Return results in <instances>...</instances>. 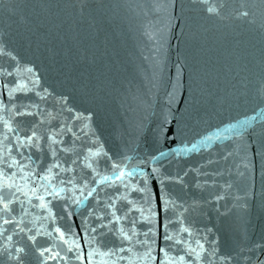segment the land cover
Returning a JSON list of instances; mask_svg holds the SVG:
<instances>
[{"label": "water", "instance_id": "obj_1", "mask_svg": "<svg viewBox=\"0 0 264 264\" xmlns=\"http://www.w3.org/2000/svg\"><path fill=\"white\" fill-rule=\"evenodd\" d=\"M0 264H264V0H0Z\"/></svg>", "mask_w": 264, "mask_h": 264}]
</instances>
